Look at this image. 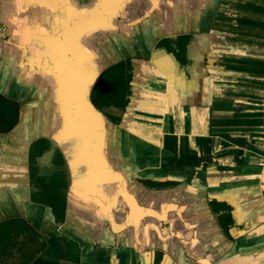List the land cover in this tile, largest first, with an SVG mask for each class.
<instances>
[{
    "label": "crops",
    "instance_id": "1",
    "mask_svg": "<svg viewBox=\"0 0 264 264\" xmlns=\"http://www.w3.org/2000/svg\"><path fill=\"white\" fill-rule=\"evenodd\" d=\"M234 2L0 0V222L44 239L28 264H264V105L225 89L218 59ZM62 42L91 106L95 77L131 60L127 104L99 111L88 144L57 101L72 69ZM49 140L60 155L32 178L30 153Z\"/></svg>",
    "mask_w": 264,
    "mask_h": 264
},
{
    "label": "rangeland",
    "instance_id": "2",
    "mask_svg": "<svg viewBox=\"0 0 264 264\" xmlns=\"http://www.w3.org/2000/svg\"><path fill=\"white\" fill-rule=\"evenodd\" d=\"M237 2L233 8L228 7L231 11L224 9L226 19L219 36L222 45L218 59L223 60L222 69L227 71L223 87L229 89L228 84L232 89L235 87L232 93L238 100L264 105V0L234 3ZM231 71L241 73L234 75Z\"/></svg>",
    "mask_w": 264,
    "mask_h": 264
},
{
    "label": "trees",
    "instance_id": "3",
    "mask_svg": "<svg viewBox=\"0 0 264 264\" xmlns=\"http://www.w3.org/2000/svg\"><path fill=\"white\" fill-rule=\"evenodd\" d=\"M184 39L185 36L179 37L177 42H173L175 46L169 47V50L172 51L175 54V57L180 60L179 62L185 61ZM161 44L162 43H160V45ZM131 68V60L130 58H127L124 61L113 64L104 71L102 77L112 86V89L108 92H104L100 88H95L92 90L91 99L96 101L97 107L99 109H103L104 107H109L112 105L125 107L128 102V95L130 94L129 82L131 79ZM16 108L17 105H15L13 124L16 122ZM110 118L116 121L118 120V117L115 116L110 115ZM13 124H10L6 129H9ZM34 150L35 151L30 153L32 178L35 174H37V167L35 163L37 160L36 156L39 153L38 149ZM59 155L60 152L56 150L54 157ZM40 179L43 180L44 177L40 176ZM50 181H52L53 187L48 193L54 198L56 204L61 205L64 196L56 187L54 176H50ZM32 199H39L37 192L32 194ZM52 209L54 214L58 213V208L56 206L53 205ZM228 210L229 208H227V211ZM222 214L225 216H230L229 212H223ZM43 246L44 239L24 220L20 218H11L0 222V260L2 257L16 258L19 261V264H28L35 253L40 251Z\"/></svg>",
    "mask_w": 264,
    "mask_h": 264
},
{
    "label": "water",
    "instance_id": "4",
    "mask_svg": "<svg viewBox=\"0 0 264 264\" xmlns=\"http://www.w3.org/2000/svg\"><path fill=\"white\" fill-rule=\"evenodd\" d=\"M63 44V49L68 53L72 61L71 72L67 75L58 73L57 78V101L62 105L66 118L68 120L67 134H79L84 137L86 143H89V135L93 125L95 126L99 122V113L102 112V109L97 107L96 101L91 99V92L95 88H100L102 91L106 92L102 86L104 84L110 85L106 80L103 79L100 74L95 77L93 82V87L90 90V100L92 106L87 103L80 94L75 92L77 86L82 87L83 83L86 81V78L78 72L79 63L75 58L74 53ZM86 88V87H85ZM100 111V112H99ZM90 123V124H89ZM91 124H93L91 126ZM50 141V147L43 152L37 161L47 160L54 155V152L57 148L56 143L52 140ZM129 200L132 201V197L128 196Z\"/></svg>",
    "mask_w": 264,
    "mask_h": 264
},
{
    "label": "flooded vegetation",
    "instance_id": "5",
    "mask_svg": "<svg viewBox=\"0 0 264 264\" xmlns=\"http://www.w3.org/2000/svg\"><path fill=\"white\" fill-rule=\"evenodd\" d=\"M37 162H38V161L36 160V163H35V164H37ZM36 167H37V170H39V166H38V164H37V166H36Z\"/></svg>",
    "mask_w": 264,
    "mask_h": 264
}]
</instances>
